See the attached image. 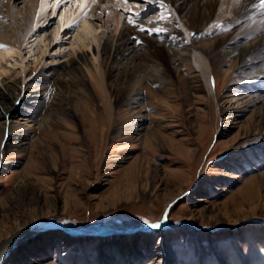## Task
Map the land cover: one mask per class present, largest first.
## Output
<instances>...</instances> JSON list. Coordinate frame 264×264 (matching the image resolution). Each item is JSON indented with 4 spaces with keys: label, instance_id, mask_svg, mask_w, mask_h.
I'll use <instances>...</instances> for the list:
<instances>
[{
    "label": "rangeland",
    "instance_id": "374dc122",
    "mask_svg": "<svg viewBox=\"0 0 264 264\" xmlns=\"http://www.w3.org/2000/svg\"><path fill=\"white\" fill-rule=\"evenodd\" d=\"M161 10L139 18L153 15L151 22L159 23L160 13L168 15ZM49 17L42 26L46 34L58 15ZM212 71L217 98L192 81L198 71L184 63L180 73L153 84L164 91L145 88L144 119L127 112L112 75L107 103L78 83L68 86L69 95L53 108L51 132L27 148L0 147V244L42 217L122 227L190 219L196 225L155 230L147 239L136 233L133 243L149 252L139 264H264V119L252 107L220 112L232 102L235 70L221 60ZM136 120L147 125L141 136L131 129ZM94 235L38 231L2 264H98L101 242L114 258L111 239Z\"/></svg>",
    "mask_w": 264,
    "mask_h": 264
},
{
    "label": "bare ground",
    "instance_id": "6f19581e",
    "mask_svg": "<svg viewBox=\"0 0 264 264\" xmlns=\"http://www.w3.org/2000/svg\"><path fill=\"white\" fill-rule=\"evenodd\" d=\"M41 2L0 0V147L27 148L42 132H51L53 108L74 82L85 94L96 92L107 103V78L112 75V80L119 81L116 86L121 89L119 95L128 106L127 112L144 119L145 88L164 91L153 89V84L167 81L171 71L180 73L184 63L193 64L198 71L190 76L192 81L202 83L210 96L217 98L212 69L216 62L225 60L235 70L234 95L219 111L252 107L253 115L263 121L264 0H60L59 7L55 0H43V9ZM157 7L168 12L167 17L159 14V23L151 22L153 15L139 18L142 12ZM53 12L57 21L46 34L42 26ZM141 27L146 31H140ZM38 66L41 69L36 71ZM221 72L222 77L227 76L226 71ZM50 91L52 99L45 101ZM143 123L136 120L132 132L141 136L147 128ZM259 133L264 135V130L259 129ZM7 164L1 165L4 168ZM190 224L196 225L187 219L130 227L116 222L77 226L42 217L17 228L0 244V264L28 235L54 229L62 237L98 233L100 239H111L108 244L114 258L104 252L101 242L98 264H125L129 259L139 264L149 255L133 243L140 233ZM113 236L118 238L116 242ZM158 261L152 264H171V260Z\"/></svg>",
    "mask_w": 264,
    "mask_h": 264
},
{
    "label": "snow or ice",
    "instance_id": "6c2138e0",
    "mask_svg": "<svg viewBox=\"0 0 264 264\" xmlns=\"http://www.w3.org/2000/svg\"><path fill=\"white\" fill-rule=\"evenodd\" d=\"M55 4H56L57 7H59L60 0H55ZM43 7H44V4H43V0H42V2H41V8L43 9ZM52 15L55 16L56 13L53 12ZM69 26H71V25H69ZM134 27H135V24H134ZM140 31H146V29H144L143 27H141L140 28ZM154 31L159 32L160 30H154ZM144 222L147 223V221H144ZM151 227L156 228V227H159V225L158 224H152Z\"/></svg>",
    "mask_w": 264,
    "mask_h": 264
}]
</instances>
